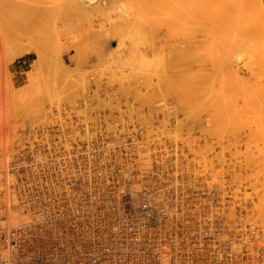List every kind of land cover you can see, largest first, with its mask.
<instances>
[{"label":"rangeland","instance_id":"rangeland-1","mask_svg":"<svg viewBox=\"0 0 264 264\" xmlns=\"http://www.w3.org/2000/svg\"><path fill=\"white\" fill-rule=\"evenodd\" d=\"M121 4L110 19L106 15L73 27L63 26L56 38L59 55L38 58L35 63V55L29 50L34 39L31 42L23 36L18 42L20 32L14 31L17 36L12 33V37L18 42L14 43L8 39L12 38L11 33L1 25L0 165H3L0 167L4 170L0 171V247L5 234L20 220L11 165L25 149L33 148L34 142L56 138L57 128H63L59 131L62 136L66 130L79 128L86 130L87 136L99 132L103 138L108 137V145L116 148V153L127 149L125 153L134 168L155 175L160 182L198 186L194 188L215 190L220 199L231 198L235 204L230 214L233 213L231 218L237 222L240 244L237 243L241 245L240 249L238 244L235 246L240 252L237 260L239 264H264V73L260 69L256 76L248 74L232 83L235 88H224L216 84L215 78L198 76L200 69L190 70L186 66L188 52H182L180 44L184 38L181 42V37L174 35L164 40L154 39L151 43L156 47L151 50L149 33L144 31L147 40L139 39L135 49L137 34L133 20L139 17L134 16L132 5ZM53 45L48 47L52 49ZM150 51L155 58L164 60V67L162 62L154 60L160 71L155 72V68L153 71L154 57ZM247 52H238L232 59L233 71L257 68L248 55L256 56L258 50L251 45ZM160 80H172L175 86L169 88L168 84L165 89L166 81ZM154 86H162L164 90ZM138 152H144L143 156H137ZM257 208L263 209L262 216Z\"/></svg>","mask_w":264,"mask_h":264},{"label":"built area","instance_id":"built-area-1","mask_svg":"<svg viewBox=\"0 0 264 264\" xmlns=\"http://www.w3.org/2000/svg\"><path fill=\"white\" fill-rule=\"evenodd\" d=\"M66 132L11 165L21 211L0 264H239L229 197L160 182L99 132Z\"/></svg>","mask_w":264,"mask_h":264},{"label":"bare ground","instance_id":"bare-ground-1","mask_svg":"<svg viewBox=\"0 0 264 264\" xmlns=\"http://www.w3.org/2000/svg\"><path fill=\"white\" fill-rule=\"evenodd\" d=\"M120 3H123V4L125 3L124 4L125 6L126 5H130V6L132 5V10H133L134 16L137 15L139 17V19L136 18V20H133L134 21V23H133L134 24V30L137 34L136 35L137 38H134L135 49H136V46L138 45V42H140L139 39L142 40L143 42H144L143 38L144 39L146 38V40H147V35L144 33V31H148V33H149L150 42L148 44V47L151 48V50H153L152 47H154V48L156 47L155 45H152V44L155 41H157V39H158V41L164 40L167 37L174 35L176 37L178 36V38L181 37V39H180V42H181V41H183L182 38H184L185 41L181 42L180 44L182 45L181 51L184 53L188 52L187 53L188 54V57H187L188 60L185 61V62H187L186 66L190 70L193 68L200 69L202 72L200 71L198 76L207 77L209 79L215 78L216 84L218 86H221L224 88L225 87L226 88H235V86L232 83H234L238 80L244 79L245 76H248V74H250L249 76H256L257 74H259L260 69L264 73V0H0V13L2 16V17H0V19L2 20V21L0 20L1 21V23H0L1 28L0 29H2L1 25H3L5 27L3 29L4 30L7 29L9 31V33H11L10 37H12V33L15 34L14 31L20 32L19 34L17 33L19 35L17 37L18 38L17 41L20 40L19 38H21V40H23V36H25L26 39L31 41V42L34 39L33 41L35 43L31 44L32 46L29 47V50L31 52H33L35 55V59L33 62V63H35V61L38 58L47 57L49 55H56V56L59 55L58 43H56L57 42L56 38H57V34L59 33V30L62 29L63 26L64 27H73V25H80L84 22H88L90 19L95 18V17H100L102 19L103 17H106V15L110 16L109 17V19H110V18H112V16L115 15L116 11L118 9H120V8H118V5ZM123 4H121V5L123 6ZM104 19H106V18H104ZM29 34L31 36L34 34L32 36L33 38L31 36H29ZM2 36H3V34H2ZM15 36H17V35L15 34ZM15 36L13 35L12 38H8V39H10V40L12 39L13 41H15L14 43H16L17 41L14 38ZM29 37H31L30 38L31 40L29 39ZM154 39H156V40L154 41ZM3 41H4V39L1 42H3ZM151 42H153V43H151ZM130 43H131V41H130ZM132 43H133V41H132ZM147 43L148 42L146 41V45H147ZM143 44H145V43H143ZM150 44H151V47L149 46ZM49 45H53L52 49L48 47ZM251 45L255 46L259 52V54L256 56L254 54L248 55L251 58L252 63L254 65H256L257 68L249 67L248 69L245 70V72L241 71L240 73H239L240 69H237V68H236V71H233L232 66H231L232 59H234V57L236 56V54L238 52H240V53L247 52L248 48H250ZM186 46H187V49H186ZM130 48H132V47H130ZM142 49H143V53H145L144 51H146V50H144V48H142ZM128 52H129V50H128ZM150 53H151V51H150ZM247 53H250V52H247ZM150 56L153 58L154 57L153 53H151ZM137 57H138V53H137ZM155 59H157V57L156 58L154 57L153 63H154ZM157 60H159V61H157ZM157 60H155V61H157L159 64L162 62L161 66L164 67V63H163L164 60L160 59V58ZM157 62H155V63H157ZM153 63H151V64H153ZM155 63L153 64V71H155V69H156L155 72H157V70L160 71V68L158 69V67H157L160 65L157 64L155 67L154 66ZM233 64L236 65V63H233ZM258 64H260V67H261L259 69H258V67H259ZM141 69H143V68H141ZM216 74H218V76H216ZM162 81L163 82L166 81L165 82V84H166L165 89H167V87L169 85H170L169 88H171V86H175L174 81H172V80H160L161 83H162ZM155 82H157V80ZM160 82H159V84H160ZM197 83H201L203 85L202 82H197ZM156 84L159 85L158 83H155V85ZM115 85L117 86V83ZM116 86H114V87H116ZM152 86L153 85H151V87ZM156 87H158V86H156ZM156 87H155V89H156ZM161 87L162 86H160V88L159 87L158 88L160 90H164V87H162L163 89H161ZM117 88H118V86H117ZM117 88H116V90H117ZM126 90L127 89H124L123 91H126ZM147 101L148 100L146 99V101H144V102H146V104L148 106L149 101L148 102ZM44 102L46 103L47 101H43V103ZM40 104H42V102ZM41 106H43V104ZM144 106H146V105H144ZM114 110H115V108H114ZM42 111H44V110H42ZM116 112H120V111H116ZM137 113L139 114L140 112H137ZM189 114H190V112H189ZM112 116H113V114H112ZM116 117H117V115H116ZM148 117L149 116H147V120H149ZM84 118H85V116H84ZM195 119H197V118H195ZM122 121H123V119H122ZM61 128H60V130H61ZM106 128L104 130H107ZM109 128H108V131H109ZM71 129L73 130V128H71ZM72 130L70 131V129H69V131H70L69 136H76L77 135L80 137V135H81L82 136L81 139H83L86 136L85 140H86V138H88L89 135L94 133V132H92L90 134L88 131L89 135L87 136L86 130H81V131H83L81 134L79 133L78 130H73L74 132ZM110 130L112 131V129H110ZM179 130H181V129H179ZM64 131L65 130H63L61 132H64ZM133 131L135 132V130H133ZM65 132H64V135H66ZM105 132H107V131H105ZM108 133H111V132H108ZM112 133H113V131H112ZM118 134H120V133H118ZM58 135H59V133H58ZM58 135H55V137L60 138L59 137L60 135L59 136ZM108 135L111 137L110 134H108ZM67 136H68V134H67ZM61 137H62V135H61ZM106 138L108 139V137H106ZM53 139H55V138H53ZM107 139H106V141H107ZM108 143H110V142H108ZM115 143H116V141H115ZM160 143H161V141H160ZM53 144L58 145L56 143H53ZM123 147H124L123 149L125 150V146H123ZM163 147H165V146H163ZM160 149H162V148H160ZM126 150H125V152H126ZM143 153L138 152L137 156L139 154H142V156H143ZM165 153L166 152H164V154ZM128 157H129V155H128ZM147 158H148V156H147ZM147 161H148V159H147ZM152 161H154V160H152ZM155 163H156V161H155ZM2 165L3 164H1L0 166L2 167ZM5 165H6V163H5ZM1 167H0V171L4 170V168L1 169ZM156 168H157V166H156ZM149 169H150V166H149ZM177 169H178V167H177ZM174 171H176V170H174ZM7 172H6V174H8ZM173 173H175V172H173ZM167 174H168V172H167ZM156 175H157V173H156ZM153 176L155 177V175H153ZM157 176H159V175H157ZM173 176H175V175H173ZM7 178H8V176H7ZM188 178H186V179H188ZM185 181H187V180H185ZM188 181H189V179H188ZM215 183H217V182H215ZM194 187L198 188V186H193V188ZM200 188H201V185H200ZM205 189H206V187H205ZM262 196H263V193H262ZM256 197L259 199L258 196H256ZM16 201L17 200L15 197V202ZM234 204H232V205L234 206ZM16 206H17V203H16ZM255 206H256V204H255ZM7 207H9V206H7ZM244 207H245V205H244ZM257 209H258L257 211L259 212V213L258 212L257 213L260 214L262 212L261 210H263L264 208L261 210H259V208H257ZM251 212H255V211H251ZM232 214H230L231 217L233 216ZM6 215H7V213H6ZM9 215H10V213H9ZM9 217L10 216H8V218ZM10 218H12V215ZM244 220H246V219H244ZM261 220H262V218H261ZM245 222H247V220ZM263 222H264V220H263ZM236 224H237V222H236ZM236 224L234 223V225H236ZM244 224H246V223H244ZM236 231H238V230H236ZM243 237L246 238L247 236L244 235ZM259 237H260V235H259ZM259 237H257V238H259ZM239 244L237 246H239ZM240 246L238 247L239 249H240ZM245 247H246V245H245ZM236 249L237 248L235 247V250ZM0 252H1V250H0ZM238 253H240V252H238ZM254 264H255V262H254Z\"/></svg>","mask_w":264,"mask_h":264}]
</instances>
